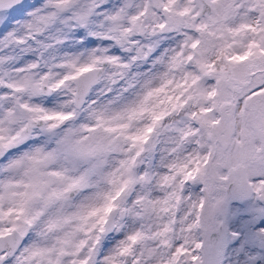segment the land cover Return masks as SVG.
<instances>
[{
	"label": "snow or ice",
	"instance_id": "1",
	"mask_svg": "<svg viewBox=\"0 0 264 264\" xmlns=\"http://www.w3.org/2000/svg\"><path fill=\"white\" fill-rule=\"evenodd\" d=\"M0 264H264V0H0Z\"/></svg>",
	"mask_w": 264,
	"mask_h": 264
}]
</instances>
